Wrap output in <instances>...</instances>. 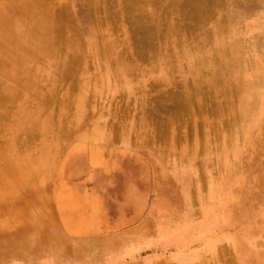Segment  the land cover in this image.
I'll list each match as a JSON object with an SVG mask.
<instances>
[{"label": "bare ground", "instance_id": "bare-ground-1", "mask_svg": "<svg viewBox=\"0 0 264 264\" xmlns=\"http://www.w3.org/2000/svg\"><path fill=\"white\" fill-rule=\"evenodd\" d=\"M229 2L227 6L225 0H0V108L4 107V113L8 117L6 119L2 113L5 120L2 118L4 124H0V130L6 129L8 133L6 146L0 153V158L6 160V165L0 167L1 204L10 206L14 199L16 187L11 175L13 170H16L19 175L17 177L21 178L17 181L25 185L35 180L40 181L52 173L54 167L51 161L54 151L51 149L68 136L71 138L72 129L75 123L78 124L74 121L73 128L67 127V133L60 135L66 126L64 108L66 101L70 104V91L75 93L73 104H76L75 114L78 120L83 118L87 106L88 85L86 87L82 83L77 89L74 81L72 85H68V82L80 76L85 83L89 77L90 66L95 67L98 72L95 78L102 84L112 80L113 75L130 76L135 70L140 72L141 80L145 81L148 70L142 69L138 61L146 62L147 59H152L147 65L157 74L152 77L150 87L153 89H150H171L170 85L178 87L172 91L161 90L162 92L156 93L158 95L154 94L155 98L150 95V89L140 91V107L149 110V113L141 118V123L147 126L148 119H151L155 123H152L153 127H156L154 131L161 127L163 131L168 130L169 125L173 128L176 123H173L174 115L181 117L180 115H185L186 112L190 117V107L193 104L196 107L194 111L202 118L201 122L204 121L207 125L210 123L209 116L214 115L212 118L219 119L223 124L226 120L228 125L227 128L224 125L226 129L220 132V138L218 137L216 142L217 149H213V140L205 138L203 142L204 137H200V142L204 143L205 148L202 173L204 185L194 164L197 142L191 140L193 135L192 138L189 137L190 144H186L181 150L183 152L179 154V162L173 163L171 174L184 182V190L179 197L182 214H173L176 203L164 202L159 210V219L154 225L149 228L145 226L129 234L136 235L135 238L124 236L119 241L105 239L100 244L94 239H74L70 254L66 255L62 249L64 240L69 238L64 232L65 229L91 233L96 225L95 219L100 215L96 210L89 215L78 214L80 203L73 198L71 189L61 183L52 195L56 202L58 224L44 220L36 209H23L20 212L11 210L7 215L0 211V264H98L101 259L98 251L101 252L102 258L116 259L125 245L140 240L144 244H155L158 238L163 237L169 238L171 244L170 249H167L169 251L162 249L160 255L168 254L163 258L169 257L173 261L164 260L161 263L162 258L155 257L148 261L135 259L124 264H220L223 256L218 244L225 240L230 241L235 251L233 260L238 264H264V195L257 205L248 207L245 199L238 195L234 188L244 174L242 158L251 156L257 136L264 133V2ZM221 3L226 6L222 8ZM221 8L224 12H221ZM210 10L215 13L212 12L215 20L209 21L212 22L211 28L200 35V44L188 45L186 37H189L190 32L193 35V30H198L197 27L209 20L206 17L210 15H207ZM172 14L180 16L173 18ZM168 16L170 17L167 18ZM119 21L129 28L128 37L123 39L114 36ZM80 26H85L82 33L77 32ZM147 54H150L149 58L143 59ZM182 65H185L184 69ZM111 68L114 70L111 71ZM100 72L104 74L101 75ZM186 72L191 76L193 85H188L190 80L188 83L182 82L187 77L181 75ZM176 74L179 75V83H176ZM129 79L131 81V78ZM36 81L54 86L50 91L52 93L47 95L50 101L47 96V101H37L35 96L40 91L36 90L37 94L33 89V92L31 91ZM59 87L64 88L66 92L64 98L54 104L52 100L57 99ZM31 93H35V96ZM5 101L14 103L13 108L16 110L12 111L8 105L3 106ZM229 115H232L231 120L226 119ZM161 117L168 122L169 125L163 124L165 127L168 125L167 128L162 126L164 121ZM62 121L64 126L59 125ZM216 121L214 120V124ZM227 121L231 122L227 124ZM54 130H57L56 136ZM161 130L159 134L156 132L157 136L153 135L158 137L161 133L162 138L165 134ZM190 131H193L192 125ZM165 132L167 136L170 135L168 131ZM203 134L204 132L201 135ZM37 137L43 138L40 139L41 153L32 158L34 155L31 154L34 153H29L31 157L26 153L25 147L30 146V141L32 145V140ZM152 137L151 135L150 139L144 138L142 142L149 143ZM70 138L69 141L73 139ZM161 138L160 140L166 138L167 141L170 139ZM163 141L166 140H158L161 143ZM166 144L162 143L167 147ZM168 144L170 145V141ZM162 147L161 151H164ZM29 151L31 152L30 149ZM78 152L80 151L76 154ZM73 156L74 153H70L63 165L59 164L58 169H63L64 163L73 159ZM176 158H172V161H176ZM212 161L218 164L216 171L209 167ZM221 168L226 169L224 176L220 175ZM129 188H134L137 196L141 195L136 191L140 189L136 185L130 184ZM194 192L198 195L199 210L203 214L202 219L197 222L192 219L196 200ZM129 205L132 206L131 203ZM20 215L25 218V223L20 232L11 233L8 227ZM231 217H240L244 228L241 234L228 239L223 235L217 238L208 235L217 225H228ZM199 240L202 247L192 246ZM5 241L12 243L10 251L1 247ZM134 245L136 244L131 246ZM181 246L182 252H171ZM200 249L208 252L209 256H204Z\"/></svg>", "mask_w": 264, "mask_h": 264}, {"label": "rangeland", "instance_id": "rangeland-1", "mask_svg": "<svg viewBox=\"0 0 264 264\" xmlns=\"http://www.w3.org/2000/svg\"><path fill=\"white\" fill-rule=\"evenodd\" d=\"M225 2L227 6L229 5L228 3H230L229 0L227 1L225 0ZM253 2L261 3V0H253ZM262 2H264V0H262ZM220 5L221 6L223 5L222 8L226 6L223 3H221ZM222 8H221V12L222 11L224 12ZM212 12L213 11L210 10V12L207 14V15L210 14L209 15L210 17L209 16L206 17L209 20L206 21L205 24L204 23L202 24V26L204 27L200 26L199 28L201 29L197 27L198 30H193L192 34L194 33L193 34L194 36L191 35V32H190L191 36L188 34L189 37H191L190 39L189 37H186L188 41V45L189 44L190 46L198 45L201 43L200 41L201 39L199 38L200 35L206 33L207 30L211 28L212 22L209 21H211L213 17L215 18ZM176 16L177 18H179L178 16L180 15L174 14L173 18ZM169 17L170 16H168L167 18ZM216 19H218V16L216 17ZM179 22L183 23L182 21ZM188 22L194 24V22L191 21ZM117 25L118 26H116V34H114V36L116 35L115 37L119 39L128 37L127 36L129 34L127 31V29H129L128 26L120 21L117 23ZM193 28H191L190 30L192 31ZM84 29L85 26H80L77 32L82 33ZM191 39L193 41H190ZM148 56H150V54H147V56L144 57L143 59L149 58ZM151 60H152L151 58L147 59L146 60L147 63L145 61H144L145 63L142 62L143 60L138 61V63L141 64L140 67L142 69L148 70L146 72V74L148 75L144 78L145 81L141 80L140 72L138 70H135L133 74H131L130 76H128L129 74L120 77L113 75L114 77L112 76L113 77L112 80H109L106 84H102L100 80L97 81V79L95 78L98 72L95 71V67L93 66H90L91 67L89 71L90 73L88 74L89 77L85 83L82 82L83 78H81L80 76L76 77L75 80L69 81L68 85L70 84L72 85L74 81V83L77 84L75 85L77 89H79L82 83L84 84V86L86 85V87L88 85L87 106L85 108L84 115L82 118L84 120L83 121L82 119L78 120V118L76 117L75 114L76 104L75 105L73 104L75 103V101L73 102V100L75 99V93L73 91H70V104H68L69 102L66 101L67 104H65V108H64L66 111V114H64L65 121L63 119L65 124L63 123V121L60 122L59 124V125L62 124V126L66 125L63 127L64 132L61 130L62 133H60V135L61 134L63 135L67 133L66 132L67 127L71 126L70 128H73V124L75 123L74 121L78 122L77 125L75 123V127L72 129L73 133L70 135L71 138H73V136L75 137L71 139L68 136L65 140H62L61 143L59 142L55 147H53L54 150L53 148L51 149L52 151H54V156L52 158L54 162L51 161L52 166L54 168L49 176L44 177L40 181L37 180H35L34 182L32 181L29 185H25L23 182L20 183L18 181H20L21 178L19 179L18 178L19 175H17L18 174L17 171L13 170L11 172V175L14 178V184H15L14 187H16L14 193V199L10 206H5L0 202V211L4 212L7 215L11 212V210L14 212H20L23 209H34V210L36 209L37 212L39 213L38 215L40 217L42 216L44 220L50 223L53 222L55 224H58L59 219L56 211L57 210L56 202H54L55 200L52 199V195L56 193L57 187L58 185H61V183L68 186L71 189L73 198H75V200L78 203H80L78 214H80L81 216L85 214L89 215L96 210V213L98 212L100 216L98 217V219H95L96 225L94 226L91 233L87 231L71 232L69 230L66 231L65 229L64 232L69 236V238L68 239L66 238V240H64L65 242H63L62 244V249H63V254L66 255L70 254V247L74 239H83V240L94 239L96 243L100 244L105 239L111 241L114 240L119 241V239L124 236L128 237L129 239L135 238L136 235L133 236L129 234L145 226L149 228L152 225H154V223H156L157 220L159 219V215H160L159 210L161 204L164 202L169 201L172 203H176L175 204L176 209L175 211H172L174 212L173 214L174 215L182 214L181 202L179 197L184 190V182L181 179L175 178L173 174H171L174 169V167L172 166L173 163L177 162L178 159H180L179 154L183 152L181 150L185 148V145L186 144L189 145L190 144L189 142H191V140L192 141L195 140L197 142V147H196L197 150L195 152L194 164L195 167L199 170L198 173L201 176L200 181L204 185L202 173L204 171L205 148L203 142H205V138L213 140L214 143L213 149H217L216 142L220 138V132L222 129H226L228 125H226V120H225V124H223V122H221L219 119L212 118V116L214 117V115L209 116L208 114H206L207 116H209L210 119L209 120L210 123H208L209 124L208 127V124L206 125L204 121L201 122L202 118L198 117V115L196 114L195 112L196 107H194L195 106L194 104L191 105V107L192 106L193 107L192 108L190 107V109L195 114L193 115L192 112L189 113L191 115V116L189 115L190 117H192V115L194 117H192L191 119L190 117H188V115L185 112L187 118H185L186 117L185 115H180L181 117H177L176 115L178 119L174 121V118H176L174 115L173 123L174 122L176 123L173 124V128H171L168 122L163 120L162 117L161 118L164 122H162L160 118V121L162 122V126L165 125L164 123L169 125V126L166 125V127L164 126L165 128H167V126L168 128L170 127L168 130H165V128H163L165 131H168V133H170L169 136H167L168 134H166L165 131L161 130L162 127L160 129L158 128L157 131L156 130L154 131L153 129L154 128L156 129V127H153L152 123L154 121L152 122L151 119H148L147 126H145V124L142 125L143 123H141L142 121L141 118H143L144 115H147L149 113V110L147 111V109H141L140 107L139 104L140 103L139 99L141 96L140 91L152 88L150 87V83H152V77L157 74L156 71L151 69L150 65H147L151 62ZM184 66L185 65H182L183 69ZM111 69H112L111 71L114 70V68ZM100 74L103 75L104 73L100 72ZM176 75H177L176 83H179L180 81L179 75L178 74ZM181 76L187 77L186 80L182 79L183 80L182 82L188 83V81L190 80L191 83L189 81L188 85L190 86L194 84V82L191 80L192 79L191 76L187 74V72L182 74ZM122 78H124L123 79L124 81L121 80ZM129 78H131V81ZM41 82L36 81L35 85H33L34 88L33 87L31 88L32 92L34 90V92L37 94L38 92L36 90H39L41 94L38 93L36 96L35 93L34 94L31 93V94L36 97L37 101L39 99H45L46 101L49 99L50 101L51 99L47 95L50 93V91H52L51 89L54 86L51 85L50 83L46 84V82H44L45 83L44 85L43 82L42 83ZM40 83L42 84L40 85L41 88L38 86ZM127 85H129L128 86L129 88L127 87ZM170 87L172 88L168 89L169 87H167L164 89L167 91L168 90L172 91L178 88L177 86L174 85H170ZM152 89H150V91L152 92L150 93V95L152 94L151 96H154V98H155L154 94L165 91L163 88L161 89L162 91L160 90V88L156 89L157 91H154L155 89L154 90ZM65 92L66 91L64 88L61 89V87H59L58 94L56 97L57 99L55 100L53 99L52 101L54 102L57 100L61 101V99L64 98ZM38 96H40L41 98H39ZM46 96L48 97V99L45 98ZM51 96H53V94ZM53 97L55 98V95ZM225 99L227 101H231V99L229 98H225ZM7 102L8 101H5L3 106L8 105L12 111H15L16 108H13L14 103L10 101L9 103ZM54 104H56V102ZM3 108H0V114L2 116L0 118L2 119L6 117L7 119L8 117L7 115H5ZM142 110L143 112H141ZM180 112L181 111H179V113ZM2 113L4 114V117ZM182 113L184 112L182 111ZM162 114L160 113L161 116H164V114L163 115ZM227 116L226 119L231 120L230 118H232V115H229V117ZM76 118L78 121L76 120ZM224 118L225 116H223V119ZM149 120H151L150 123ZM214 120L215 121L217 120L215 124H214ZM1 121L2 122H0V124H4L3 119ZM79 121H81L82 124ZM155 121H158V119H156ZM181 121L183 124L181 123ZM196 121H199V123H201L202 126L198 122L196 123ZM177 122H180L178 123L179 125L177 124ZM230 122L231 121H229L227 124H229ZM158 123L160 122L158 121ZM216 123L218 124L219 127L217 126ZM191 125L193 131H190ZM215 125L218 128L214 127ZM224 125H226L225 126L226 128L224 127ZM188 128L189 130H187ZM212 128L213 129L216 128V129L213 130ZM136 129L139 134L137 133ZM202 129L204 130L202 131ZM159 130L163 131V134H165V136H162V138L170 137V139H168V141L166 138L162 139L161 133L160 135H158V137H155L154 135H156V132L157 134H159ZM56 131L57 130L53 131V133L55 132V136L57 135ZM152 131L154 133H152ZM187 131H189L190 133H188ZM115 132L120 137L117 136ZM145 132H147L146 135ZM202 132H204L203 134L204 136L201 135ZM53 133L51 135L54 137ZM149 133L153 136L151 140L152 143L142 142L144 138L150 139L151 135ZM88 134H92V135L90 136ZM97 134L100 137L99 139ZM114 134L117 138L113 139V137H115ZM192 135L195 139L193 138L190 140V138H192ZM200 137L202 139L204 137V140H202L203 142L202 141L200 142L201 140ZM7 138H8V133L6 129L0 130V153L6 146L5 144ZM69 138L72 141L71 140L69 141ZM160 138L162 140H166L165 142L164 141L162 142L163 145H165L167 142L169 143L170 141V145L168 143L166 144L168 148L163 146L161 142H158V140L162 141L160 140ZM35 139L37 140L39 139V140L37 141ZM40 139L43 138L42 137L34 138V141L32 140L33 146L31 145V141H30V146L28 145L27 148L25 147V149H27L26 153L28 154L34 153L31 154L32 156L34 155L33 157L29 154L32 158L37 157V155L39 156V154L41 153ZM176 140L178 141V143ZM180 141L181 142L183 141V143L181 144ZM74 143L75 145H73ZM80 143L81 144L83 143L84 145H81ZM199 145L202 146L200 147ZM79 146L81 147V149ZM57 147L59 148V150ZM161 147L163 148L162 150L164 151H161ZM28 148L31 150V152L29 151ZM167 149L171 151L173 154L169 153ZM78 150L80 152L76 154ZM70 153H74L73 159H69L67 162H65L64 163L65 166L63 169L62 168L58 169L59 164L61 165L66 160V157ZM172 158L173 159L176 158V161H172ZM55 159L58 161V163ZM5 162H6L5 159L0 158V167L1 166L4 167V165H6ZM241 166L243 167L244 174L243 176H241L239 180V184L234 187L235 191L238 195H240L242 198L245 199L246 205L248 207L255 206L260 202L261 198L264 195V133L259 134L257 136L255 147L253 149V152L251 153V156L243 157L241 160ZM209 167L213 169V171H216L218 164L216 161H212L209 163ZM225 172L226 169L221 168L220 175L224 176ZM0 182H1V178H0ZM130 184L136 185V187L140 188L139 190H136L141 193L140 196L139 195L137 196L136 194L137 192H135L134 188L133 189L129 188ZM201 190L204 192L203 189ZM194 196L196 197L195 198L196 200L194 199L195 202L193 205L192 219L195 222H197L202 219L203 214H201L202 212H200L199 210L200 200L198 199V195L196 192H194ZM129 203H131L132 206H130ZM24 223H25V218L20 215L19 218H17L11 225H9L8 227L9 231L11 233L20 232V229L22 228ZM241 224L242 221H240V217L239 219H233L231 217L230 223L228 225H224L222 227L217 225L215 229L212 232H210L208 235L214 238L223 235L228 239L229 237L241 234L244 231V228ZM132 244H136V245L131 246ZM170 244L171 242L169 238H164V237L158 238L157 241H155V244L153 242L150 245L141 243L140 240L138 242L130 243V245L123 246L121 254L116 259L102 258L101 252L98 251V255H100L101 257V259L98 260L99 261L98 264H124V263H130V261L133 262L135 259L136 260L139 259L141 261H148L154 259L155 257L162 258L161 259L162 260L161 263H162L164 262V260H171L169 257L166 259L163 258V257H167L168 254L160 255V251L162 252V249H166L167 252L169 251L167 249H170L169 247ZM11 246L12 243L5 241L1 247L3 249L8 248L10 251ZM192 246H194L195 248H199V246L202 247L201 240L194 242ZM218 248H220V251H222L221 254L223 256L220 259L219 262L220 264H238L233 260L235 259V251L233 250L229 240H225L219 243ZM176 249H172L171 252L176 253V251L177 252L183 251L182 246L178 250ZM200 251L203 252L204 250L200 249ZM203 253L204 256L206 257L209 256L208 252H203Z\"/></svg>", "mask_w": 264, "mask_h": 264}]
</instances>
